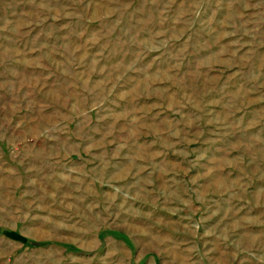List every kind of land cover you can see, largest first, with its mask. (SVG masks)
<instances>
[{
  "label": "rangeland",
  "instance_id": "1",
  "mask_svg": "<svg viewBox=\"0 0 264 264\" xmlns=\"http://www.w3.org/2000/svg\"><path fill=\"white\" fill-rule=\"evenodd\" d=\"M0 264H264V0H0Z\"/></svg>",
  "mask_w": 264,
  "mask_h": 264
}]
</instances>
